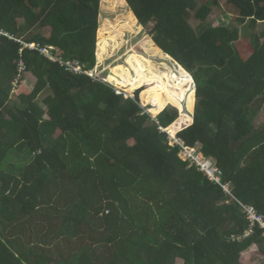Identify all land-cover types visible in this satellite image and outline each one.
<instances>
[{
  "label": "trees",
  "instance_id": "16d2710c",
  "mask_svg": "<svg viewBox=\"0 0 264 264\" xmlns=\"http://www.w3.org/2000/svg\"><path fill=\"white\" fill-rule=\"evenodd\" d=\"M117 1L137 28L155 23L152 43L193 81L187 114L176 108L184 90L164 79H134L159 81L137 104L99 78V18L110 0H0V264H51V253L55 264H242L264 254L258 226L233 240L250 227L236 200L264 215V34L238 45L241 28L264 22V0ZM216 7L232 16L227 25L207 24ZM22 42L80 62L95 79ZM21 62L37 79L31 92ZM161 128L200 145L236 200Z\"/></svg>",
  "mask_w": 264,
  "mask_h": 264
},
{
  "label": "rangeland",
  "instance_id": "374dc122",
  "mask_svg": "<svg viewBox=\"0 0 264 264\" xmlns=\"http://www.w3.org/2000/svg\"><path fill=\"white\" fill-rule=\"evenodd\" d=\"M102 1L104 2L105 0ZM110 1V4H112L113 7V9H111L112 11L110 12V9L104 6L103 8L101 7L103 12L99 18L100 29L98 32V52H100L99 57L102 58L101 64L97 69L99 78L108 80L114 86L119 88L118 90L121 94L124 92L127 96L133 95V93L140 88H142L140 89L141 91L144 90L142 93L144 94L152 85H157L155 83L159 82L152 80L148 83L139 80L135 83L134 79L138 80L137 78H139V75H143L144 77H155V79H164V82H167L168 87H170L172 91L180 92L181 89L184 90L185 97L183 100L184 102L182 103V109L177 105L176 108L178 107V109L183 112V108L186 107L187 109L185 108L181 115L187 114L188 102L190 99L189 95L191 94L190 89L193 87V81L190 79L188 81H182L183 72L152 43L147 30H150L149 28H152L155 23L147 25L146 29L140 27V30V28L131 24L132 20L129 16L130 13L127 11L129 10L127 5L122 6L120 1L117 0ZM220 2L224 5L223 1ZM104 9L107 10L106 14ZM222 10L223 9L221 8H214L207 24H212L213 27L223 26L224 24L227 25L233 18L231 15L225 14V10H223L224 12ZM117 13L120 15L117 16ZM120 20L122 24L120 23ZM18 22L23 23L20 19ZM190 23L194 27L201 24L193 18L190 20ZM231 27L241 28V26L237 24H232ZM258 28L259 29L256 31L241 28V39L239 40L238 45L243 47L250 46L249 42L251 33H263L264 25H261ZM23 75L24 84L28 88V91L31 92L36 85L37 79L30 73H24ZM166 78H168V80H166ZM142 80H145V78H142ZM17 84L18 80L12 84V102H19V91H17L19 88ZM48 94L49 92L45 91L38 96L37 102L43 108L45 107L44 99ZM143 106L144 108H147L149 113L156 108V105L151 101L144 103ZM46 118H48V116H46ZM256 123L257 125L264 123V109L258 119H256ZM197 148L200 150V145L197 146ZM72 226H77L80 229V226L76 224H73ZM33 230L36 231L37 227L33 228L32 231ZM75 242L76 244H79V239H75ZM49 257L53 259L51 264H55L54 254L51 253ZM65 258L67 257L65 256ZM241 262L242 264H263L264 254H261L258 250H253L251 253L246 254ZM175 264H184V261L177 259Z\"/></svg>",
  "mask_w": 264,
  "mask_h": 264
},
{
  "label": "built area",
  "instance_id": "2783aa9c",
  "mask_svg": "<svg viewBox=\"0 0 264 264\" xmlns=\"http://www.w3.org/2000/svg\"><path fill=\"white\" fill-rule=\"evenodd\" d=\"M25 48H30L32 50H40L41 53L45 56H47L52 62H60L62 66L66 68V70L70 73H73L75 75H82L85 74L93 79H95V70L93 71H85L84 66L78 62V61H67L64 62L62 59L56 58L51 55L49 49L47 48H39L37 44H29V43H23ZM22 49L20 52L22 53ZM20 73H25V66L23 62L20 63ZM21 77V76H19ZM117 94H121L120 91H116ZM129 97V96H126ZM163 132H166L170 139H171V145H179L181 147L180 156L184 161H188L190 165H196L197 168L205 173L207 177L214 183L220 185L224 191L229 194L232 198L235 199V197L232 195L230 191L229 185H223L221 181V177L223 176L222 170L217 168L216 162L213 158L205 157L198 148H190L185 146L184 142L175 136H172L169 131L162 129ZM236 200V199H235ZM241 207L243 208V212L246 215V218L250 222V227L246 230L243 236L234 237L233 240L241 241L249 236H251L254 233V229L258 226L261 230H263V236H264V215L259 213L253 206L251 205H244L238 200H236Z\"/></svg>",
  "mask_w": 264,
  "mask_h": 264
},
{
  "label": "water",
  "instance_id": "95a60500",
  "mask_svg": "<svg viewBox=\"0 0 264 264\" xmlns=\"http://www.w3.org/2000/svg\"><path fill=\"white\" fill-rule=\"evenodd\" d=\"M141 92H142V91L139 89V90H137V91L135 92V94H134V96H133V98H134V100H135V102H136L137 104H140V103H141V98H140Z\"/></svg>",
  "mask_w": 264,
  "mask_h": 264
},
{
  "label": "crops",
  "instance_id": "0c3cea01",
  "mask_svg": "<svg viewBox=\"0 0 264 264\" xmlns=\"http://www.w3.org/2000/svg\"><path fill=\"white\" fill-rule=\"evenodd\" d=\"M261 25H264V22H260V23H258V26H257V29H259L258 27L259 26H261ZM259 34H261V35H263L264 34V30H263V33H259ZM263 38H264V36H263ZM45 244V243H44ZM39 245H40V243H39ZM42 245V244H41ZM74 256V255H73ZM79 257V256H78Z\"/></svg>",
  "mask_w": 264,
  "mask_h": 264
},
{
  "label": "clouds",
  "instance_id": "9594fccd",
  "mask_svg": "<svg viewBox=\"0 0 264 264\" xmlns=\"http://www.w3.org/2000/svg\"><path fill=\"white\" fill-rule=\"evenodd\" d=\"M130 98H132L133 99V96H129ZM163 129V128H162ZM209 158V157H208Z\"/></svg>",
  "mask_w": 264,
  "mask_h": 264
},
{
  "label": "bare ground",
  "instance_id": "6f19581e",
  "mask_svg": "<svg viewBox=\"0 0 264 264\" xmlns=\"http://www.w3.org/2000/svg\"><path fill=\"white\" fill-rule=\"evenodd\" d=\"M34 45V44H33Z\"/></svg>",
  "mask_w": 264,
  "mask_h": 264
}]
</instances>
